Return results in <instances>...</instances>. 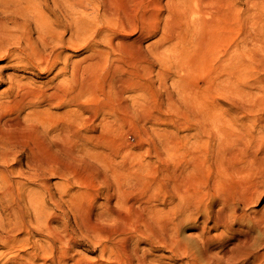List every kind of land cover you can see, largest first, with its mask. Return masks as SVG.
<instances>
[{"label": "bare ground", "instance_id": "1", "mask_svg": "<svg viewBox=\"0 0 264 264\" xmlns=\"http://www.w3.org/2000/svg\"><path fill=\"white\" fill-rule=\"evenodd\" d=\"M32 2L15 5L19 31L0 23V59L62 79L44 88L10 75L0 92V163L25 160L30 174H16L39 187L23 191L0 168V264H162L156 251L180 264H264V206L248 211L264 196V117L254 114L264 0H62L61 30ZM79 47L85 64L61 55ZM170 109L191 125L186 138L168 128ZM50 177L62 180L59 197ZM205 211L196 253L180 226ZM82 237L98 257L77 256Z\"/></svg>", "mask_w": 264, "mask_h": 264}, {"label": "rangeland", "instance_id": "2", "mask_svg": "<svg viewBox=\"0 0 264 264\" xmlns=\"http://www.w3.org/2000/svg\"><path fill=\"white\" fill-rule=\"evenodd\" d=\"M34 1V3L38 4V7L41 8L47 15L48 19L50 20V24L52 25V27L57 28L58 30L62 29V25L64 23V19L62 18L61 12L59 11L60 9H63V6H57L56 5V1L61 2L62 0H0V23H4L5 24V28L6 30L9 32V34H11L12 32H16L19 31L16 23L18 22H23L22 18L18 17L16 14H14V9H15V5L17 3H24V2H32ZM239 1H244V0H239ZM11 3V4H10ZM15 3V4H14ZM33 3V2H32ZM55 5V6H54ZM238 7L242 6L241 4H237ZM28 22V21H27ZM28 24V25H27ZM24 25V27L26 26L27 32L29 31V35L33 40H36L37 38V33L35 32L34 29V25L31 23H27ZM60 25V26H59ZM23 26V25H22ZM32 31V32H31ZM2 40L5 42V44H7V40H9L8 36L5 35H1ZM157 36L154 37H150L147 38L143 41V45H147L152 43L154 40H156ZM80 44L81 40H78ZM103 47V49H105V46H101V48ZM89 52H87V50L79 47L78 49H73V50H67L64 51L61 55L63 57L65 56H69V61L72 62H77L79 64H85L83 62V58L88 55ZM10 60L8 61V59H0V68H4L1 72L3 73L2 75H4V78H6V76H10L11 75V79L12 81L16 80L17 78L19 79V81L21 80V82L26 83V82H31V83H36L35 85H42L44 88L49 87L53 85L56 82H59L62 77L59 78H53V74L51 77V73H44L43 74H39L36 71H31V70H26V71H22L20 69H13L11 67L7 68ZM9 74V75H8ZM21 79H20V78ZM16 78V79H15ZM52 80H50V79ZM31 80V81H30ZM54 80V81H53ZM59 80V81H58ZM49 82V83H48ZM9 86V80L6 78L5 79V84L0 86V92H2V90L4 91V89H6ZM167 86L170 89V91L174 90V77L173 75H171V79L168 80L167 82ZM249 91H251L252 94L256 95L258 92L256 89H250ZM219 112L221 111H225L227 109V103L225 101L220 100L219 102ZM45 107L44 106H40L37 107V109H35L36 111H40V110H44ZM260 109V108H259ZM257 109L256 112L259 110ZM262 109V108H261ZM259 110L257 113L254 112L255 115L257 116H262L264 117V109ZM52 113L54 112H61L63 111V109H51L50 110ZM260 112V113H259ZM259 113V114H258ZM24 114V112H23ZM22 114V115H23ZM169 115L171 117L172 123L170 124V126L168 127L171 131L175 132L179 137L182 138H186L187 135H189L193 130H191V125L189 124L188 126H190V128H188L187 124H185V119L184 116L181 114H177L173 109L169 110ZM242 116V115H241ZM163 126H159V125H154V126H147L149 131H152L156 128H161ZM91 151L94 152L96 151V147L95 146H91ZM136 154H140L143 152L142 149H136L135 151H133ZM11 157V156H10ZM8 164H4V163H0V168H3L4 165H7L9 167V170H12L13 173H11V178L13 180H21L24 181L25 183L22 184L21 186V190L23 191H27V190H31V189H36L39 188L37 183H33L30 180H24L21 176H18V174H16V170L19 169V167L27 174L29 175L30 171L27 169V167L25 166V160L21 159L20 162H16V161H12L8 160ZM151 161H155L154 158H151ZM1 162V161H0ZM13 163V164H12ZM17 163V164H16ZM6 166V167H7ZM28 181V182H27ZM61 179L59 177H50L48 178V184H49V188L52 191V193L56 196L59 197V195L62 194V187L60 185L61 183ZM32 182V183H31ZM264 194V192H263ZM207 200L204 201V206H209L210 202L209 199H205ZM264 204V196L263 199L258 201L257 203L253 204L248 211H258L260 209L263 208ZM4 205V198L3 195H1L0 193V213L4 214L3 210V206ZM219 205H214L213 209L217 208L219 209L220 206ZM206 213L207 211H205L204 213L200 214L201 216H199V218L195 219V220H187L184 221L182 223V226H180V231H179V236L180 239L182 240L183 243H185V245L192 250L193 252H198L200 247H201V243H202V238L200 237V235L198 234L199 232L197 231L196 226H198L199 224H202V221L206 220ZM2 221L5 223L7 222L6 219H2ZM194 221V222H193ZM204 223V222H203ZM220 230V231H219ZM210 236L214 239V242H217L219 239H224L225 235H224V230L222 228H219L217 230L212 229L210 231ZM222 236V237H221ZM254 236L256 237V241L259 239V235L254 233ZM28 235L27 234H18V240H20L21 242H25L27 240ZM83 238V237H82ZM81 238V239H82ZM33 239H40L39 236H34ZM90 241H88V239L83 238L81 240V243L78 245V247L75 248V251L77 253V256L81 255L84 257H88V258H96L99 256L100 253V248L97 246H94L93 244L89 243ZM88 243V244H87ZM87 248V249H86ZM21 251L19 252L21 255H25V253L29 252L30 249L28 247H25L24 249H20ZM1 251V248H0ZM216 251V250H214ZM152 255L159 257L160 261L162 264H167L172 263L174 260L171 259L169 257V255L165 252L162 251H156V252H152ZM164 255V256H163ZM167 262V263H166ZM175 262V261H174ZM168 263V264H169ZM174 264H180L179 262H175ZM239 264V263H238Z\"/></svg>", "mask_w": 264, "mask_h": 264}]
</instances>
